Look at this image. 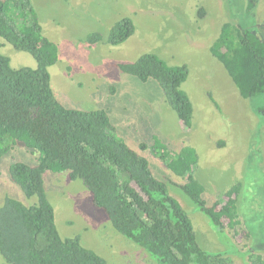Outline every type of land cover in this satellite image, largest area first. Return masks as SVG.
<instances>
[{"label":"rangeland","instance_id":"1","mask_svg":"<svg viewBox=\"0 0 264 264\" xmlns=\"http://www.w3.org/2000/svg\"><path fill=\"white\" fill-rule=\"evenodd\" d=\"M42 33L57 45L58 61L49 66L50 85L64 105L79 110H106L116 137L146 157L152 174L165 180L168 193L187 213L201 249L222 253L231 264H251L249 255L264 257V93L241 97L226 69L211 53L223 23L252 31L264 41V0H30ZM203 8L201 16L198 10ZM123 17L132 19L134 33L124 42L106 43L110 27ZM98 32L102 40L86 42ZM0 53L13 68H34V58L1 41ZM154 53L168 64L188 69L181 88L193 106L192 125L183 131L157 83L122 73L117 64ZM159 138L172 151L189 146L198 160L194 177L203 185L207 204L219 200L240 183L237 213L249 234L237 244L219 230L178 187L175 177L149 148ZM39 153L20 143L0 157V205L5 196L26 205L11 181L13 162L33 165ZM165 178V179H164ZM47 198L61 237L79 236L82 245L107 264H156L150 254L117 233L102 209L95 207L79 179L67 172L43 175ZM245 244V245H244ZM0 264H8L0 255Z\"/></svg>","mask_w":264,"mask_h":264},{"label":"trees","instance_id":"2","mask_svg":"<svg viewBox=\"0 0 264 264\" xmlns=\"http://www.w3.org/2000/svg\"><path fill=\"white\" fill-rule=\"evenodd\" d=\"M255 1L249 0V7ZM202 13L200 8L198 14ZM134 30L132 19L123 17L108 30L106 43L118 45ZM101 40L98 32L86 38L88 44ZM1 41L28 52L36 66L13 68L9 57L0 53V157L18 143L39 153L33 165L13 162L8 168L11 181L26 198L35 196L36 203L26 205L5 196L0 205V255L6 263L107 264L84 247L79 236H60L43 183L44 173L51 171L82 181L112 228L156 264H231L222 253L201 249L191 219L168 193L165 180L152 174L146 157L116 137L106 110H79L56 98L48 68L58 61L57 45L43 35L30 0H0V46ZM209 49L241 97L264 93V41L259 35L225 22ZM117 67L140 81L154 80L180 128L189 131L193 106L181 88L188 75L185 64H168L154 53H143ZM146 148L180 178L178 187L213 225L227 230L237 244L248 240L237 213L240 183L207 204L204 187L193 174L198 160L193 148L175 152L156 136L151 145H139L140 150ZM248 257L251 264H264L261 255Z\"/></svg>","mask_w":264,"mask_h":264}]
</instances>
